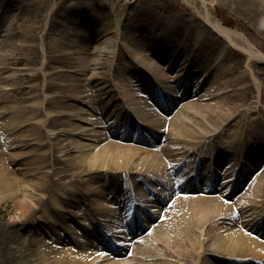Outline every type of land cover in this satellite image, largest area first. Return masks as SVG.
<instances>
[{
	"label": "bare ground",
	"instance_id": "1",
	"mask_svg": "<svg viewBox=\"0 0 264 264\" xmlns=\"http://www.w3.org/2000/svg\"><path fill=\"white\" fill-rule=\"evenodd\" d=\"M198 1L201 3L200 11L197 10L199 16H194L192 21L174 18L166 28L169 39L176 33L183 34L189 38V45L177 44L173 50L168 40L157 42L155 30L150 32L149 41L156 50L142 52L140 57L134 56L122 37L121 24L128 0H112L111 7L118 10L113 23L85 33L83 46L64 33L66 45L59 49L52 31L54 27L47 28V44L40 46L46 56L43 74L47 75V83L35 91L33 101L12 100L17 106L10 102L13 109L0 111V202L13 200L22 221H33L40 226L44 232L43 260L54 258L52 264H264V149L257 150L263 153L258 159L261 161L255 159L249 166L239 164L236 156L235 162L230 159L225 163L222 154L211 156L207 164L201 154L191 164L187 163L188 156L226 126L234 135L242 131L248 136L247 119L264 111V77L259 76H264V69L259 74L257 70L259 64L264 66V0ZM224 2L234 12L243 13V20L252 24L257 43L250 40L241 18L237 22L244 32L224 24L211 12L216 4ZM137 18L135 15L132 18L133 37L139 31ZM150 19L155 20L151 27L160 29L163 21ZM8 35L6 32L0 35V60ZM107 39L111 41L110 47L106 46ZM170 50H173L170 64L164 65ZM81 53L86 56L84 63L79 59ZM122 56L131 60L128 68H138L141 61L146 69L155 70L162 84L144 83L146 96L131 88L123 97L114 82L117 61ZM229 58L235 61L236 70L245 63L248 72L226 82V88L240 85L232 93L236 96L241 91L243 98L248 99L254 87L255 101L250 102L253 105L239 98L230 100L225 110L217 107L213 100L221 87H214L216 83L211 81L215 73L208 75L191 67L194 61L202 65L212 62L222 74L225 71L220 65ZM176 63L178 71L172 75ZM88 68L92 69V75L84 77ZM88 93L92 97L87 100ZM186 96L189 99L170 120L155 110L156 107L164 115L177 103L176 98ZM30 107L32 113L28 116ZM65 119L78 125L71 123L68 128ZM121 124L123 129L119 131ZM237 143L231 140L227 149ZM5 160L12 162L16 170ZM57 161L62 168H57ZM202 167L204 171H200ZM92 173L111 174L118 179V173L125 175L120 193L122 199L124 194L129 197L131 207L123 206L117 194L114 198H103L114 201L116 215L111 216L112 212L104 207L93 211L84 208L80 216L86 225H77L76 219L80 216L75 209L83 204L85 194L80 196L72 186L85 181ZM178 174L181 182L178 180L170 186L162 182L164 188L170 189V196L176 198L164 213L149 210L142 197L134 198L135 185L152 180L145 178L165 179ZM51 177L56 182L69 178L70 185L67 189L56 188L57 196L48 205L45 196L51 194ZM239 179L241 183L251 180V185L241 198L234 199L242 187ZM200 192L213 195H196ZM227 198L233 202H227ZM135 199L139 201L141 214L147 213L149 220L159 218L158 224L149 226L150 233L137 241H134L136 236L152 221L139 218L136 210H131L137 203ZM159 201L157 195L151 202ZM255 208H259V216L255 215ZM40 211L43 215L35 218ZM105 216L111 220L105 222ZM226 218L230 221L229 227L224 224ZM57 219L73 223L72 227L77 229L74 236L59 231ZM95 243L101 244L108 253L95 255L89 261L78 255L79 249ZM171 248L175 255L165 259ZM155 253L159 260L146 263ZM112 256L122 259L110 263Z\"/></svg>",
	"mask_w": 264,
	"mask_h": 264
},
{
	"label": "rangeland",
	"instance_id": "2",
	"mask_svg": "<svg viewBox=\"0 0 264 264\" xmlns=\"http://www.w3.org/2000/svg\"><path fill=\"white\" fill-rule=\"evenodd\" d=\"M128 1V7L123 13L121 28L124 31L122 37L125 39L126 46L131 49L134 56L140 57L142 56V52L151 53L152 50H156L155 47L151 46V42L149 41L150 32L153 33L155 30L156 32L154 37L157 38V42L161 43V41L168 40L170 42L169 44L171 45L170 47H172L173 50L177 48V44L179 46H181L183 43L186 45L190 44L189 38H186V36L183 34L180 35L176 33L175 36H172V38L169 39V37H167L168 31H166V28L171 25V20L174 18L178 19L179 21H184L185 19L187 21H192L194 16H199V14H197V10L200 11L201 3H199L198 0L192 2L186 0ZM111 3L112 0H0V35L5 32L9 33L7 36L8 39L6 40V45H4V47L1 49L3 59L0 60V111H2L3 108H7V110L13 109L11 104L13 103L12 100L23 102V100L27 98L30 99V101H33L36 99V96H32L34 95L35 91H39L44 86V84L47 83V75L43 74L44 67L46 66V56L40 51V46L43 45L44 47L47 44V28L54 27L52 31L56 41H58L59 49H62L64 45H66L65 38H63L64 33H66V37L68 39L78 41V46H83V44L86 42V38L83 37L85 33H88L91 30H99L100 28L113 23L115 19L114 15L118 12V10L116 9V11H114L113 7H111ZM211 12L217 15L224 24L235 30L237 29L244 32V30L240 28V24L237 22L238 17L241 18L243 23L246 24L243 28L249 33L248 36L250 40H253L257 43L254 38L255 33H253V30L250 26L252 24L248 21L246 23L245 20H243V13L234 12V10L231 9L230 4L225 2L221 5L216 4L211 9ZM134 15L138 17L136 19V24L139 27V31L138 35H134L133 37L131 26L134 25L132 21ZM150 17L159 18L161 21H163L160 23V26L158 25V28L160 29H153V27H151L155 20L153 19V21L150 19ZM178 36H181L180 39H178ZM1 39L2 38L0 36V40ZM203 40L205 39L202 38V41ZM110 45L111 41L107 39L106 46L110 47ZM173 50L169 51L167 59L163 61L164 65L170 64V57ZM164 51H166V49H163V52ZM166 53L167 52H165V54ZM85 57L86 56L81 53L79 55L80 61H82ZM118 60L117 69H115L114 82H116L118 93H121L123 97H126V94L129 93L128 91L131 88H133V90L136 92L140 91V95L146 96L147 92H145V87L143 86L144 83L148 84V82L151 81H156L157 83L159 81L161 83V78H159L160 76L157 75L155 70L146 69V67L142 65L143 63L141 61L140 64L136 62V64H138V68H128L131 62L130 59L128 60L126 57L122 56L119 57ZM30 61L32 62L30 63ZM82 62L84 63V61ZM234 64L235 61H232L229 58L227 62H224L220 65V67L225 72L219 74L218 69L213 67L212 62L205 65L195 63V61L191 63V67L195 68L194 71L199 70L200 73H208V75L211 72L215 73V76L212 77L213 79L211 78V81L213 80L212 82L216 83L214 87L220 86L221 88L219 93H216L217 97L214 98L213 101L217 107H222L223 110L226 109V104L233 99L241 98V100H245L249 106L253 105V103L250 102L255 101L253 98L255 94L254 87L250 90L248 99L243 98V92L241 91L236 96L234 93H232L236 89L239 90L240 85L226 88V82L234 78H238L239 75H246L248 72L245 63H243V67L238 70L235 69ZM178 67L179 64L176 63V67H174L172 75L178 71ZM263 69L264 66L259 64V68H257L258 74L262 72ZM85 72L86 74L84 77L92 75V69L90 68L85 70ZM144 75L146 79H144ZM137 76L142 78L138 80ZM259 76L264 77L262 74ZM147 78H150L151 80H147ZM249 80V78L246 79V82H249ZM84 83L86 84L85 81ZM88 94V97H86L87 100L88 98L91 99L92 97V94L91 97L90 93ZM29 95H31L32 98ZM165 98L168 99V95H166ZM188 99V96L185 98H176L177 103L171 108V114L170 112H167L166 114L162 115V113H160L156 107L155 110L160 116L166 117L167 120H170L173 114H175V111L178 110ZM155 101L154 104H157ZM263 102L264 101L262 99V103ZM13 104L17 106V104ZM251 108L253 109L252 106ZM30 109L31 107L26 113L28 116H30L32 113L29 111ZM123 120L124 119L122 118L120 121L123 122ZM247 120L248 122L246 128L249 130L248 136H244L242 131L237 132V134L234 135L230 127L226 126L220 130L216 137L213 139L208 138V140H206V142L198 151L194 152L193 155L188 156L187 163L191 164L194 162L200 154L205 158V161L207 160L205 162L206 164L209 162V158H211V156L218 157L220 154H222L225 163L226 160L230 159L232 163L235 162V156L239 158V164L243 163L249 166V164H251V162H253L255 159L260 162L261 160L258 159L264 152L259 153L257 150L264 149L263 109L258 114H252L251 118ZM64 121L68 128H70L69 124L71 123L78 125V123L74 121H68L67 119ZM122 129L123 125L121 124L119 131H122ZM72 138H74V136ZM231 140H236L238 143L232 145V148L227 149V145L230 144ZM50 159L54 161L52 158ZM5 162L7 161L5 160ZM7 163L11 168H14L12 162ZM239 164L237 166H240ZM58 167L62 168V164H60V162L57 164V168ZM167 167V169H169V166ZM202 168L203 169L200 171L205 170V167ZM14 169L16 170V168ZM236 169L237 168H235V170ZM77 172H79V170H77ZM118 174L120 176L119 179L117 176L112 177L111 174L105 173L100 175L92 173L89 177L84 178L86 179L85 181L81 180V182L75 183L72 188L78 192L80 196L81 194H85L83 204L75 209L76 213H78L80 216L84 208L93 211L95 208L101 209L104 207L112 212V214H110L111 216H114L116 215L115 210H117V205L113 200L107 202L106 200H103V198H114L116 194L118 198L121 197L120 202L122 201V205L124 204L128 207H131L132 202L129 197L124 194L123 200L120 193L122 187L121 184L125 182L126 178L124 177L126 176L122 175L121 173ZM52 177L49 184V191H51V194L47 195L48 193H46L45 196V198H47L46 204L48 205L50 204V201L53 199V197L57 196L55 193L56 188L61 186L64 187L63 189H67L69 187L68 185H70L69 178H66L60 182H56L52 179ZM157 178L158 177L145 178L152 180L148 181L144 179L145 181L142 180L140 183H137V185H135L136 187L133 195L134 198L142 197V200L147 201L146 205H148L149 210L164 213L176 198L175 196H170V189L168 187L164 188L162 186V182L165 184L168 183V186H170L178 180L181 182L182 178L179 174L168 175L165 179ZM241 182L242 181L240 180V183ZM250 183L251 180H244L243 183H241V189H239L237 193L234 194V199L237 197L241 198L243 194L247 192V189L251 185ZM157 195L158 199L161 201L152 203L151 201L153 198H155V196L157 197ZM196 195L211 196L213 193L206 194L200 192ZM226 201L232 203L233 199L227 198ZM136 202L137 203L131 210H136V214L139 218L144 220L148 219L147 221L152 222H148L146 229H142V233L138 234L134 241H137L138 238H141L144 235H148V233H150L149 226L151 225L150 227H153L154 225L158 224L159 219L149 220V215H147V213H140V207L137 205L139 201L136 200ZM143 207L146 208L144 205ZM254 210L255 215L259 216V214H257L259 208H255ZM40 214L43 215L42 211H40L35 218H37ZM22 218L23 217L16 209L13 200L0 202V264H52V262H55L54 258L49 261H45L41 258V256L44 254L42 251V237L44 232L40 230V226L35 224L33 221L24 222L22 221ZM103 220L107 221L111 219L109 216H105ZM55 222L57 224L58 230L63 231V233L67 232L66 234L69 235V237L74 236V232L77 231V229L74 230V227H72L74 226L73 223H64L58 219ZM228 222L230 221L228 218H226L224 224L229 227ZM76 224H83L85 226L86 222L84 223L83 217L80 216L78 219H76ZM116 242L121 243L122 241L118 240ZM116 242L114 243L115 245ZM157 247L159 248L160 244ZM74 250L76 249L74 248ZM103 253L108 252H106V249H102L101 244L97 243L89 248L86 246L84 250H78V255L82 256L85 261H89L91 258L95 257V255H100ZM174 255L175 252H173L171 248L169 252H166L164 258L170 260V258H172ZM111 258L112 260H110V263H116V261L122 259L120 257L114 258L113 256ZM123 259L127 260V257L124 256ZM157 259L159 260V255L155 253L150 257L149 260H146L145 262H157Z\"/></svg>",
	"mask_w": 264,
	"mask_h": 264
}]
</instances>
